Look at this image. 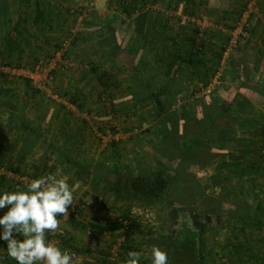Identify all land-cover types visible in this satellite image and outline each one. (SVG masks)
I'll return each mask as SVG.
<instances>
[{"label": "trees", "instance_id": "obj_1", "mask_svg": "<svg viewBox=\"0 0 264 264\" xmlns=\"http://www.w3.org/2000/svg\"><path fill=\"white\" fill-rule=\"evenodd\" d=\"M115 1L118 9L110 16L96 20V13L87 12L78 21L86 4L77 8L72 0H0V67L34 69L41 56L52 58L65 44L62 58L66 60L107 34L106 63L104 67H92L97 83L91 95L94 103L101 107L98 117L106 120L113 131L117 127L114 123L111 125V121L116 117L123 116L124 121H130L132 116L140 115L142 123H134L125 130L130 132L129 140L141 137L147 141V147L151 146L144 152L146 156L139 154L132 160L138 176L150 180L156 189L151 197H135V200L145 202L148 209L156 203L170 209L171 214L185 213L170 233H162L171 239L168 252L171 264L183 256H188L193 264H264V113L254 107H264V84L255 80L254 71L245 60L233 59L226 64L223 77L230 78L231 84L218 83L207 91L220 67L229 33L241 18L248 0H233L237 4L232 0ZM154 5L163 9L156 10ZM170 9L178 11L179 16H170ZM206 13L212 19L221 14V25L206 27L201 33L198 25L180 17ZM251 20L248 21L250 32L256 24V20ZM27 52L30 54L25 58ZM60 67L53 70V91L68 102L82 106L60 91ZM0 84L21 86L25 91L54 100L34 88L28 78L5 70H0ZM17 116L22 117L19 120L10 115L9 122L0 120V189L25 186L23 177L35 179L48 175L46 169L53 158L47 157L50 151L61 153L63 156L57 158L60 164L72 165L75 175L87 183L90 170L72 156L73 150L67 153L61 142L48 140L46 134L30 128L22 110ZM143 123L149 125L141 132H134ZM98 128L103 130L101 125ZM234 128L237 136L232 134ZM8 132L20 137L13 144L20 151L15 158L8 155L2 144ZM40 143L45 150L38 162L24 164L25 154ZM120 143L112 139L111 149L115 151ZM209 166L219 168L213 183L221 186L224 199L232 203L238 201L229 207L217 208L212 213L215 217L207 223L229 225L235 230L226 236L227 246L219 253L205 250L206 239L192 225L195 214L201 218L208 216L195 205L203 201L206 194L198 170ZM95 169L93 181L100 185L110 177L111 171L119 174L117 163L112 166L98 163ZM119 194L116 193L112 202H106L102 214L94 215L88 211L84 198H79L68 221L90 240L64 231L54 235L56 244L62 249L71 248L91 256L94 261L87 264H124L129 251L140 253V264H151L150 255L146 253L151 246L138 240L145 241L154 229L134 214L135 207L126 206L121 212L117 211L115 200ZM6 210H0V215ZM107 238L119 241L114 259L110 258L114 253L112 244H101ZM86 242H89L87 248L79 247ZM6 247V242L0 240V264H16L7 255Z\"/></svg>", "mask_w": 264, "mask_h": 264}, {"label": "crops", "instance_id": "obj_2", "mask_svg": "<svg viewBox=\"0 0 264 264\" xmlns=\"http://www.w3.org/2000/svg\"><path fill=\"white\" fill-rule=\"evenodd\" d=\"M88 1L90 0H72V2L77 5L76 6L77 8L81 5L84 6L85 4H87ZM99 1H100L99 2L100 5L98 6L97 5L98 0H95L96 10L94 9L95 11L94 10L90 11V14H93V12L96 14L97 13L101 14L102 12L101 10L104 11L105 9L107 10L106 5L109 4L111 5V11L112 12L114 11L116 6L114 7L112 6L113 5L112 0H99ZM167 1L168 0H165L164 2ZM172 4H174V2H172ZM233 4H237V3L233 2ZM153 7L156 8L155 5ZM161 8L162 7H157L156 10ZM259 8L261 15L252 16L250 18L253 21L256 20V24L254 26L253 31L252 32L249 31L247 37L238 41L234 45L232 51L229 53V55H227L226 61L228 65V63L232 62L233 59H237L238 61L240 59L245 60L248 67H250L251 70L254 71L253 74L255 80L260 84L262 83L264 84V0H259ZM84 12H88V9L86 8ZM168 13L170 16H174V17L179 16L178 11L173 9H170ZM204 15L207 16L213 22V24L216 25V27L217 25H221L219 24V19L221 17V14H217V16L213 19L210 18V16H208L207 13ZM92 16L93 15H91V17ZM180 17L182 18L181 20H183V18H185V21L187 20V18L184 17L183 15ZM187 22H185V25ZM102 28L103 25L99 27L100 30H102ZM223 30H226V28H223ZM104 35L105 36L99 37V40H94L91 43H89L87 46H84L83 48L78 50L77 53L76 52L72 53L70 55L71 57L69 56L68 58L69 60H71L70 63H73L71 64L72 66H74V62H76L77 65L76 67L72 68L66 73L64 82L61 83V86L63 88L62 92L67 93L68 96H71V98H75L79 103H81L82 106L79 107L77 104L71 102L65 103L64 101H55V100L51 101L48 98H46L44 95L40 96L41 94L39 95L33 94L31 93V90L25 91V88H22L21 86L18 88L15 87L14 85L11 86L9 84L8 85L0 84V120L3 119V121L5 120V122L7 121L9 122L10 115H13L15 118L20 120L22 116L18 117L17 115H19V111L22 110V115L25 117V122L29 124L30 128H33L35 131H39V133L41 132L46 134L48 140H53L54 142L56 141V143L61 142V144H63V147H65L67 153L73 150L71 152L72 156L81 160V158L88 153L87 149H85V147L82 144L86 143L87 141L88 146H91L89 144L91 143L90 141H93L97 135L102 136V133L104 131V130H100L98 128V125L104 127L105 126L104 123H107L106 120L104 119L102 120V118L98 117L100 110H97L96 109L97 107L93 106L94 101H91L93 99L91 95L94 90L93 87L97 83L96 80L97 76L93 73L92 67H95L96 65H99V67H104V63H106L104 51L106 50V40L108 39V35L107 34ZM102 51L103 54H101ZM29 54L30 52H27L25 58H27ZM68 59L63 60L61 63L65 65V67L67 68L68 65L65 64V62L66 61L69 62ZM89 61L92 64L91 67L87 69L89 67L88 66ZM80 73H82V75H80ZM85 77L88 78L85 79ZM229 80L230 79L225 78L221 81L222 83L220 84L224 86H229L231 84ZM200 86L201 85H199L198 87ZM22 95L23 97H21ZM254 107L260 108V110L264 108L258 105H255ZM138 116L139 119L141 120L140 115ZM123 118L124 117L121 116L116 117L115 119H113V122L111 121V125L113 123L116 124L118 120H121V124L126 125V127L127 126L131 127L133 126L132 124H134L133 122H136L133 121L132 119L130 121H124ZM151 124L152 123H150V125ZM148 125L149 124L143 123L141 125V128L139 130L137 128L134 129V132L137 131L141 132V130L146 128ZM126 127L124 128L126 129ZM89 134H91L94 138L89 136ZM122 136L126 137V140H128L130 137V132H127ZM235 136H237V134ZM19 138L20 137L14 135L13 132H8L7 138L3 139L2 144L5 145V150L7 151L10 157L15 158L20 153L19 149H17L16 146L15 147L13 146L15 141L18 140ZM73 141L74 144H72ZM117 141L125 142V140L121 141L120 139H117ZM127 142L129 145H132V147L129 146L128 147L132 148L134 152H130V149L127 147L124 148V146L122 148V151H120V149H117L120 146L119 144V146L115 149V151L109 148V150L105 154H101L100 152H94V153L92 152V154L89 155L87 154L88 159L85 161L87 162L86 165L90 170V174H89L90 176L86 180L87 181L86 184H84L82 179L78 178L75 175L74 168L72 167V165L69 166L68 164H60L57 158L63 156L61 153L56 154L51 151L47 153V157H53V158L49 164V167L46 169V173L56 174L59 176L62 175L64 172L69 171L68 174H72V175L74 174L76 177L74 178L75 181H73L72 183L75 182L76 186L77 187L80 186V188L81 186L85 187L83 190L86 189L85 193L86 194L88 193V196L90 195V198H88L90 201L89 204L92 201H94L95 203L94 205L102 203L103 209L105 207L106 202H110V201L112 202L113 199L117 197L115 196L116 193L120 192L119 194L120 196L116 198L117 200H115V203L119 204L117 211L121 212L122 210L125 209L126 206H131L133 208L138 207L139 209L135 208V212H134V214L137 215L139 211L142 210L144 211V208H147L148 205L145 202L135 200V197L145 198L148 197L149 195L151 197L154 193V190L156 189V186L151 185L152 182H150V180H144L143 178L138 176L137 169L133 167L134 160L132 159H134L135 156H139V154L145 155L144 152H147L148 148L151 149V146L147 147L146 146L147 141H143L141 137H134L133 140H129ZM150 142L153 143L152 141ZM44 150H45V146L42 145L41 143L35 146L32 151L25 154L26 158L23 161L24 164L27 162L30 164H36L38 162V159L43 155ZM98 163L108 164L110 166L117 163L119 165L120 175L118 174L117 176L114 172L111 171L110 177L105 182H103L102 185H100L99 183H95L93 179H94V173L96 171L95 167ZM30 164H28V167L30 166L31 168L32 166ZM211 167L215 168V166H209L207 168L198 170V175L200 180L203 181V177L207 175L208 172L206 170H208V168ZM24 182L29 183L27 180H24ZM12 185H14V183H12ZM217 186L219 187V185H215V188H217ZM219 189L221 188L219 187ZM114 190H117L116 193L109 192V191L113 192ZM205 198L215 203V205L217 204L216 202L220 200V198L216 194L214 195L205 194L204 199ZM236 203H238V201L235 200L233 201L232 204H236ZM151 205H153V203ZM147 210L149 209H146V211ZM140 213H141L139 215L140 220L145 222V219L148 218L147 216L149 214L145 213L146 217H144L145 215L142 214V212ZM151 213L152 212H150V215ZM232 232H235V230L231 231V233ZM48 233L49 236L50 232ZM51 233L56 234V231ZM74 233L79 235V232L75 231ZM53 237L56 241L57 240L56 237L54 235ZM140 241L141 239L138 240V242Z\"/></svg>", "mask_w": 264, "mask_h": 264}, {"label": "clouds", "instance_id": "obj_3", "mask_svg": "<svg viewBox=\"0 0 264 264\" xmlns=\"http://www.w3.org/2000/svg\"><path fill=\"white\" fill-rule=\"evenodd\" d=\"M74 188L65 175L48 174L14 190L0 189V240L16 264H78L75 253L47 238L60 229L58 216H68L74 203ZM22 238V239H21ZM151 264H171L167 250L150 248ZM141 255L129 251L124 264H140Z\"/></svg>", "mask_w": 264, "mask_h": 264}, {"label": "rangeland", "instance_id": "obj_4", "mask_svg": "<svg viewBox=\"0 0 264 264\" xmlns=\"http://www.w3.org/2000/svg\"><path fill=\"white\" fill-rule=\"evenodd\" d=\"M99 2L100 1L98 0V2H97L98 6L100 5ZM112 4H113L112 5L113 7L116 6V1L112 0ZM106 6H107V10L106 9H105V11L101 10L102 11L101 14H99V13L96 14V18H95L96 20L97 19H101V18H105L106 16H110V14L112 13L111 5L109 4V5H106ZM94 9L96 10V5L92 9L88 10V12L93 11ZM117 9L118 8L116 6L114 10H117ZM44 56H46V55H44ZM41 58L46 62V63H44V68L49 69L48 67H49L50 64H48L49 62L46 61L45 59H49L50 60L51 57L44 58L43 56H41ZM70 62H71V60H69V62H67V61L65 62V64L68 65V68L65 67V65H63V64H61V65L58 64L59 67L61 66L60 67L61 70H60V72H58V86L60 87V91H63L61 83L64 82L66 73L69 70H71L72 68L76 67V65H77V63L74 62V66H72L71 64H73V63H70ZM91 64L92 63L89 61L88 62V66L89 67L87 69H89L91 67ZM80 75H82V73H80ZM86 78H88V77H85V79ZM229 82H231V81L229 80ZM220 83H222V82H220ZM55 101H57V100H55ZM91 101H93V99ZM93 106L97 107L96 108L97 110L101 109L100 105L98 106L96 103H93ZM259 111H262L264 113V108L262 110H259ZM121 117H123V116H121ZM131 119L133 121H136V122H133V123H137L140 120L138 115L137 116L136 115L132 116ZM104 125L105 126L102 127V129L104 130L103 133H102V136L101 135H99V136L97 135L94 138L91 134H89V136L94 138V140L90 141L91 143H89L91 146H88V142L87 141H86V143L82 144L85 147V149H87V152H88L87 154L88 155L92 154V152L93 153L94 152H100L101 154H105L109 150V148H111L110 146H111L112 139H116V140L120 139L121 141L125 140V142H121L120 146L117 148V149H120V151H122L123 146H124V148L125 147H127V148L132 147V145H129L128 142H127L129 139L126 140V137L122 136V135L126 134L127 132H126V130L124 128V127H126V125L121 124V120L117 121V123H116L117 130H115V131H113V129H111L109 123H104ZM98 126H100V125H98ZM138 132L139 131H137L136 133H138ZM232 134L233 135H236V134L238 135V131L236 130V128H234V131L232 132ZM81 149H82V147H81ZM129 149H130V152H134V150H132V148H129ZM87 154H85L81 158V161L83 162V165H86V163H87L85 161V160L88 159V155ZM101 157H102V155H101ZM219 167H221V166H219ZM213 168L212 167L208 168V170H206V171H208L207 175H205L203 177V180H204V183H205V186H206V188H205L206 190L205 191H206V194H211V195L216 194V195H218L220 200L218 202H216L217 203L216 205H215V203L211 202L210 200H208L206 198L203 201H199L195 205V207H197V209L199 208L198 209L199 211H202L203 213H205L209 217L206 216L205 218H201L200 216L195 214L194 220L192 221V225H194L195 228H198L199 231H201V234L203 235V237L206 239V241H205V250L207 252L210 251L211 253H219L220 249H222L225 246H227V245H225V242L227 240L226 236L228 234H230L231 231H233L234 229H233V227H231L229 225H226V226L222 225L221 226L219 223H217L216 225H207L208 221H210L211 219H213V217H215V216H212V213H214V211L217 208H219V207H225L226 208V207H229L230 204H231V200L229 201V200H225L224 199L225 196L222 195V190L219 189V187H221V186H219V187L217 186V188H215V185H214L213 181L216 180V176H217V172H218L217 170H219V168L218 167H216L214 169ZM0 171H2L1 168H0ZM68 172L66 171L62 175L67 176L69 184L74 188V197H75L73 205L70 206L69 209H68V216H69L70 212L72 211L73 206L76 204V202L81 197L84 198V201L87 203V205H86L88 207L87 209H88V211H90V213L92 215L96 214L97 212H100L102 214L104 212V209L102 208V203L94 205L95 203H94V201H92L89 204L90 201H89L88 198H90V195L88 196V193L87 194L85 193L86 189L83 190L85 187L81 186V188H80V186H78V187L76 186L75 182L72 183L73 181H75L74 178L76 176L74 174L73 175L72 174H68ZM22 179L23 180H28V182H30L32 180V179H28V178H22ZM95 195H97V194H95ZM91 197H93V196H91ZM95 201H96V199H95ZM109 201H110V199H109ZM146 209H148V208H144V211L143 210L139 211L137 213V215H140L141 214L140 212H142V214H144V215H145V213H148L149 215L147 216L148 218L145 219V223L147 225H151L153 227V229H154V232H153V234L151 236H147L144 239L145 241H143V239H142L140 241V243L143 242L144 245H148V246L157 245V243H159L162 246L163 249H165V250H167V252H169V250L171 249V239L168 238V236L163 235L162 233H164V234L170 233L172 231V229L175 226H177V224L179 222V219H181L179 217H181V216L185 217V213H183V214L182 213H180V214L179 213L178 214H171L170 209H165V208H163V206L161 207L158 204L151 205L148 212H145ZM150 211L152 212L151 213L152 216L150 215ZM106 215H108V213H106ZM68 216L65 217L62 214L60 216H58V219L60 221V229L57 230L56 233L57 232H64V231H71V232L74 233L76 231V232H79V235L84 237L86 241L87 240L89 241L90 237L86 233L82 232L79 229L77 230L76 228L73 227V225L71 223H69ZM144 217H146V215ZM205 226L207 227V229L206 230L203 229V231H202V228L205 227ZM48 234L49 233H47V238L49 240H51V241L56 243L57 240L55 241V239L53 237V235H55V234H53L51 232H50L51 236H48ZM51 237H53V238H51ZM112 239L113 238H107V241L104 242V240H103L101 244L104 245V246H106L108 244H112L113 250L117 251L119 241L113 242ZM87 246H89V242H86L83 245H79V247H82V248H86ZM206 251H205V254H206ZM146 253L148 255H150V247H148V249L146 250ZM214 259H216V257ZM216 263H217V261H216ZM173 264H193V263L188 259V256H183V257L176 258L175 261L173 262Z\"/></svg>", "mask_w": 264, "mask_h": 264}, {"label": "built area", "instance_id": "obj_5", "mask_svg": "<svg viewBox=\"0 0 264 264\" xmlns=\"http://www.w3.org/2000/svg\"><path fill=\"white\" fill-rule=\"evenodd\" d=\"M94 6H95V0H90L86 4V8L88 10L92 9ZM155 6L156 8L160 7L158 5H155ZM86 13L87 12H84L82 15H80L78 21L82 20V17ZM260 15L261 13H260V8H259V0H248L247 6L243 10L241 18L237 21L234 29L230 32L229 42L226 47V50L224 51L223 58L220 62V67L218 71L216 72L213 80L209 84L207 91L212 90L216 84L220 83L223 80V77H225V73H226L227 55H229L234 45L238 41L248 36L249 19L252 16H260ZM184 17L187 18L186 21L198 25L201 33L204 31V28L206 27H211V26L216 27V25H214L213 22L205 15H201L197 17L190 16V15H184ZM65 49H66V44L63 49H60L55 53V57H52L50 60L45 59L46 61L49 62L48 64H50L48 67L49 69L44 68V63L46 62L43 59H40V61L38 62V64L36 65L34 69H31L29 67H14V66L3 65L2 67H0V70H5L7 72H10L13 75L28 78L34 88L40 89L41 91L45 92L49 97L53 98L54 100L64 101L65 103H68L66 98L62 97L57 92L53 91V87H54L53 70L59 66L58 64L60 62H62L63 60L62 57L64 55ZM64 250H68L69 252L75 253L76 256L78 257V264H87L88 262L94 261V259L91 256L80 254L75 249L64 248ZM116 253L117 251H114L113 255L110 258L114 259L116 256Z\"/></svg>", "mask_w": 264, "mask_h": 264}]
</instances>
